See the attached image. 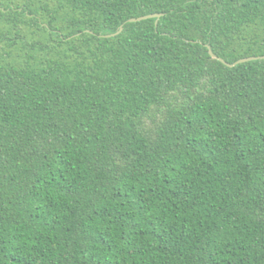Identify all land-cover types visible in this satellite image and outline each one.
<instances>
[{
  "label": "trees",
  "instance_id": "trees-1",
  "mask_svg": "<svg viewBox=\"0 0 264 264\" xmlns=\"http://www.w3.org/2000/svg\"><path fill=\"white\" fill-rule=\"evenodd\" d=\"M208 45L264 0H0V264H264V59Z\"/></svg>",
  "mask_w": 264,
  "mask_h": 264
},
{
  "label": "water",
  "instance_id": "water-1",
  "mask_svg": "<svg viewBox=\"0 0 264 264\" xmlns=\"http://www.w3.org/2000/svg\"><path fill=\"white\" fill-rule=\"evenodd\" d=\"M162 16V13H154V14H149V15H144V16H140V17H136V18H131L130 21L131 22H135V21H140V20H143V19H147V18H159ZM123 30V25H121L120 27V30L118 32H116L115 34H118L119 32H121ZM113 34V35H115ZM109 36V35H108ZM208 48H209V53L212 57L214 58H217L219 59L220 61H222L223 63H225L226 65L228 66H235L236 64H239V63H243V62H247V61H251V60H258V59H264V55H259V56H249V57H244V58H241L239 60H237L236 62H233V63H230L228 61H226L225 59L217 56L210 45H208Z\"/></svg>",
  "mask_w": 264,
  "mask_h": 264
}]
</instances>
